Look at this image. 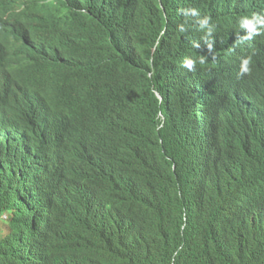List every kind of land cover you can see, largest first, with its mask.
<instances>
[{"label":"trees","instance_id":"16d2710c","mask_svg":"<svg viewBox=\"0 0 264 264\" xmlns=\"http://www.w3.org/2000/svg\"><path fill=\"white\" fill-rule=\"evenodd\" d=\"M57 1L70 33L49 51L40 41L60 19L11 35L17 0H0V49L23 44L7 70L62 72L75 103L30 106L0 81L6 110L40 123L11 137L8 155L0 149V219L10 212L0 264H264V126L262 140L250 138L253 128L229 130L225 116L248 56L254 109H264V32L241 39L239 27L264 17V0ZM204 17L212 36L199 29ZM76 160L92 169L91 197ZM47 225L38 244L25 240Z\"/></svg>","mask_w":264,"mask_h":264},{"label":"clouds","instance_id":"9594fccd","mask_svg":"<svg viewBox=\"0 0 264 264\" xmlns=\"http://www.w3.org/2000/svg\"><path fill=\"white\" fill-rule=\"evenodd\" d=\"M187 14L188 13H185V15ZM13 15L16 28L11 35H17L19 33L32 34V29L34 28L46 30L50 21L54 20L56 23L60 19L51 29L46 30V34H43L47 36V38L40 41L49 51L51 47L57 46L59 43L63 42L70 33L69 25L65 24L66 19L62 18L64 12L61 10V6L57 0H17ZM191 15L198 16L199 14L193 9L191 10ZM197 24L199 25V29L201 31L206 32L207 36H212L214 26L211 25L208 17L198 19ZM239 27L247 33L241 39L251 40L253 38V34L260 35L264 32V17L257 14H254L251 18L247 16L241 17L239 20ZM178 29L180 32L186 31L184 24L179 25ZM72 31L75 35H86L79 27L73 26ZM33 42L35 41H28L26 45ZM15 45L23 46V44L13 42L5 46L4 53L0 49V81L7 82V84L10 83L15 89L16 96L24 99V103L30 106L34 105V107L37 108L49 107L55 100L64 99L68 109L75 107L72 96L73 81L68 75L62 72H32L21 71L18 69L7 70L10 68L11 62L17 60L15 50L13 49ZM196 47H199V45L197 44ZM208 49L209 51L212 50L211 44H208ZM251 61V56L245 57L241 60V65L237 73L239 81L236 79L237 89L234 95L227 99L229 108L228 111H225V116L228 122L229 130L233 123L239 121L253 128L251 131L254 136L251 135L249 136L250 138H258L262 140L264 109L261 108L263 112L254 109L255 103L259 100L256 92L252 89V87L256 84H254L251 80ZM261 61L262 64H264V60ZM200 62H204L203 58H201ZM182 66L191 72L194 70L195 61L192 58L186 57ZM56 71H58V69H56ZM89 87L97 89L99 84L97 82H93ZM233 102L236 103V106L231 105ZM88 121L89 118H83L80 125L85 126ZM38 124L40 123L38 122L37 114L13 117V115L6 110L0 100V149H5L2 153L8 155V147L11 137L18 139L17 137L20 138V134L23 131L31 128V132L35 133L39 130ZM27 137L30 136L27 135ZM13 141L14 140L12 139L11 142ZM73 166L77 170L75 175L76 184L84 188L90 194V197L96 194L98 191H94L91 185L92 169L88 161L76 160L73 162ZM53 167L54 166L51 165L49 171L50 175L55 173ZM146 171V160L141 158L140 162L133 168L132 181L136 180L135 183H137V179L140 178L143 173H146ZM96 205L97 209H101L97 202ZM1 220H9L8 214H4L0 221ZM2 226L7 227L5 224H2ZM49 232V225L43 227L40 231L36 228L34 232L30 230V237H25V240L29 241L33 245H36L41 240L42 234H49Z\"/></svg>","mask_w":264,"mask_h":264},{"label":"rangeland","instance_id":"374dc122","mask_svg":"<svg viewBox=\"0 0 264 264\" xmlns=\"http://www.w3.org/2000/svg\"><path fill=\"white\" fill-rule=\"evenodd\" d=\"M8 215H10V212H7ZM5 218V217H4ZM2 224H5L7 227H3ZM9 220H1L0 221V234L3 233V232H9Z\"/></svg>","mask_w":264,"mask_h":264},{"label":"bare ground","instance_id":"6f19581e","mask_svg":"<svg viewBox=\"0 0 264 264\" xmlns=\"http://www.w3.org/2000/svg\"><path fill=\"white\" fill-rule=\"evenodd\" d=\"M223 139V138H222ZM18 144V143H17ZM28 145V144H27ZM53 146V152H55L56 151V143L55 142H53V144H52ZM27 148V147H26ZM26 153H28V155H29V151L28 150H26ZM133 237V236H132ZM26 242V241H25Z\"/></svg>","mask_w":264,"mask_h":264}]
</instances>
